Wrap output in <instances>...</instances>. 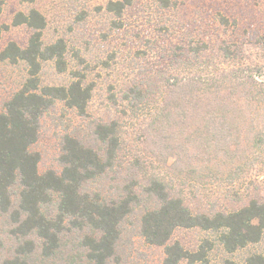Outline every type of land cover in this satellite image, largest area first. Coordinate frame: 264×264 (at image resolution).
<instances>
[{
  "label": "trees",
  "instance_id": "16d2710c",
  "mask_svg": "<svg viewBox=\"0 0 264 264\" xmlns=\"http://www.w3.org/2000/svg\"><path fill=\"white\" fill-rule=\"evenodd\" d=\"M160 1L163 8L175 6ZM133 2L111 0L105 10L120 20ZM220 21L230 23L223 15ZM12 24L33 32L26 46L10 42L0 50V62L25 63L28 73L0 111V212L9 217L14 240L10 253L0 254V264H113L124 225L135 215L145 242L164 248L163 264L208 262L214 245L207 240L188 250L172 241L178 229L216 232L228 253L262 241L264 201L250 198L236 209L194 211L176 188L186 185L184 178H167L148 168L142 154L133 156L139 148L125 138L118 118L94 122L87 140L66 135L61 170L41 172V155L33 147L44 115L63 102L85 116L94 87L79 73L68 85H42L44 63L54 62L61 73L67 70L66 43H44L47 22L36 9L17 13ZM6 29L0 23V40ZM168 51L150 75L127 82L119 97L112 92L110 99L122 107V117L141 121L139 141L153 140L155 158L173 157L175 165L192 160L187 172L178 168L175 173L199 181L203 170L217 178L215 166L231 165L228 176L235 181L246 165L250 168L252 153L263 151L261 67L244 62L237 45L226 40H189ZM164 165L169 167L167 161ZM109 179L116 187H107ZM246 264H264V256L252 254Z\"/></svg>",
  "mask_w": 264,
  "mask_h": 264
},
{
  "label": "rangeland",
  "instance_id": "374dc122",
  "mask_svg": "<svg viewBox=\"0 0 264 264\" xmlns=\"http://www.w3.org/2000/svg\"><path fill=\"white\" fill-rule=\"evenodd\" d=\"M109 1L36 0L25 3L22 0H0V23L8 26L2 33L0 50L10 42L26 46L33 31L26 25L14 26L13 19L19 12L36 9L47 22L42 37L44 43L48 45L63 39L67 46V70L61 73L54 62L44 63L41 84L68 85L73 74L79 73L87 84L94 87L85 116L78 115L63 102H58L44 115L39 140L33 147L41 155L40 171L61 170L60 156L66 135L87 140L93 136L94 122L118 118L124 122L125 138L133 140L139 148L132 153L133 156L142 154L148 168L167 178H184L186 185L177 183L176 188L183 192L194 211L236 209L250 198L264 201V144L261 153H252L250 168L246 165L235 181H230L228 176L231 165L213 168L220 178L203 170L201 180L191 181L173 170L181 168L187 172L185 165L192 160H180L175 165L173 157L155 158L153 140L148 144L139 141L141 121L122 117V107L110 99L112 92L119 97L127 82L150 75L165 61L161 56L168 55L172 45L185 44L189 40L234 42L244 56V62L257 64L264 74V0H171L175 6L170 8H163L160 0H134L120 20L106 12ZM220 15L229 18L228 26L221 24ZM27 77L25 63L0 62V111ZM166 161L170 168L164 165ZM107 184V187H116L112 186L114 183L110 179ZM126 222L118 248V262L113 264H163L164 248L149 245L141 237L139 216H132ZM10 229L9 217L0 212V254L10 253L14 246ZM217 236L216 232L198 228L178 229L172 241H178L193 251L203 242L210 241L214 246L208 252L207 264H246L252 254L264 256V235L260 243L234 253L226 252Z\"/></svg>",
  "mask_w": 264,
  "mask_h": 264
}]
</instances>
